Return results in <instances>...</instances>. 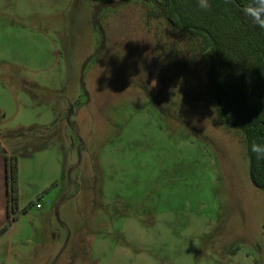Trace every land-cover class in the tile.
Returning <instances> with one entry per match:
<instances>
[{"label": "rangeland", "instance_id": "obj_1", "mask_svg": "<svg viewBox=\"0 0 264 264\" xmlns=\"http://www.w3.org/2000/svg\"><path fill=\"white\" fill-rule=\"evenodd\" d=\"M157 1L0 0V264H264L246 135Z\"/></svg>", "mask_w": 264, "mask_h": 264}, {"label": "trees", "instance_id": "obj_2", "mask_svg": "<svg viewBox=\"0 0 264 264\" xmlns=\"http://www.w3.org/2000/svg\"><path fill=\"white\" fill-rule=\"evenodd\" d=\"M149 17L164 19L189 39L195 54L207 63V78L225 123L246 135L250 177L264 190V161L251 145L264 141V29L253 27L242 15L246 0H210L207 11L197 0H159ZM18 167L6 158L8 218L17 203ZM9 224V223H8ZM8 224L4 227L7 228Z\"/></svg>", "mask_w": 264, "mask_h": 264}, {"label": "clouds", "instance_id": "obj_3", "mask_svg": "<svg viewBox=\"0 0 264 264\" xmlns=\"http://www.w3.org/2000/svg\"><path fill=\"white\" fill-rule=\"evenodd\" d=\"M233 0H225V3H232ZM197 7L207 11L211 8L210 0H197ZM243 17L255 28L264 29V0H246L240 6ZM156 82L153 84L154 87ZM251 152L258 161H264V141L253 142Z\"/></svg>", "mask_w": 264, "mask_h": 264}, {"label": "crops", "instance_id": "obj_4", "mask_svg": "<svg viewBox=\"0 0 264 264\" xmlns=\"http://www.w3.org/2000/svg\"><path fill=\"white\" fill-rule=\"evenodd\" d=\"M6 202H7L6 159H5V155L0 154V218L5 214ZM6 205H7V213H8V203Z\"/></svg>", "mask_w": 264, "mask_h": 264}]
</instances>
